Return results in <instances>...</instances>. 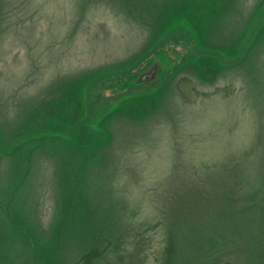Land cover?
<instances>
[{"label":"rangeland","instance_id":"rangeland-1","mask_svg":"<svg viewBox=\"0 0 264 264\" xmlns=\"http://www.w3.org/2000/svg\"><path fill=\"white\" fill-rule=\"evenodd\" d=\"M0 264H264V0H0Z\"/></svg>","mask_w":264,"mask_h":264},{"label":"trees","instance_id":"trees-1","mask_svg":"<svg viewBox=\"0 0 264 264\" xmlns=\"http://www.w3.org/2000/svg\"><path fill=\"white\" fill-rule=\"evenodd\" d=\"M182 80H183L182 83L186 84L185 80L184 79H182ZM181 92H183V88H182V91Z\"/></svg>","mask_w":264,"mask_h":264}]
</instances>
